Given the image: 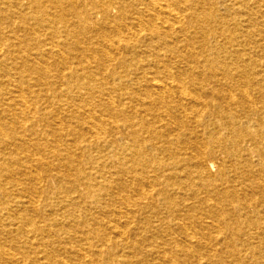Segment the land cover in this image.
Masks as SVG:
<instances>
[{
  "label": "bare ground",
  "instance_id": "1",
  "mask_svg": "<svg viewBox=\"0 0 264 264\" xmlns=\"http://www.w3.org/2000/svg\"><path fill=\"white\" fill-rule=\"evenodd\" d=\"M0 264H264V0H0Z\"/></svg>",
  "mask_w": 264,
  "mask_h": 264
}]
</instances>
